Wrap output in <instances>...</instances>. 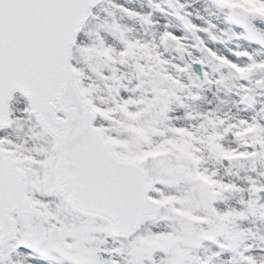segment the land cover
Listing matches in <instances>:
<instances>
[{
	"label": "snow or ice",
	"instance_id": "1",
	"mask_svg": "<svg viewBox=\"0 0 264 264\" xmlns=\"http://www.w3.org/2000/svg\"><path fill=\"white\" fill-rule=\"evenodd\" d=\"M0 264H264V0H0Z\"/></svg>",
	"mask_w": 264,
	"mask_h": 264
}]
</instances>
